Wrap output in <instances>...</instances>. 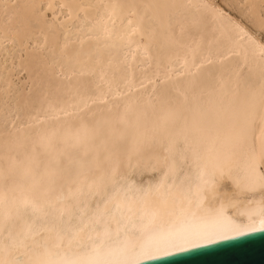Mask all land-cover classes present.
<instances>
[{"label": "snow or ice", "instance_id": "1", "mask_svg": "<svg viewBox=\"0 0 264 264\" xmlns=\"http://www.w3.org/2000/svg\"><path fill=\"white\" fill-rule=\"evenodd\" d=\"M40 7L0 0V15L11 25L42 15L36 12ZM103 7L113 16L121 9L138 16L134 31L144 18L138 8L153 10L157 22L176 9L194 10L217 44L239 58L235 76L255 67L259 81L247 83L239 107L230 112L227 135L209 140L201 127L194 145L187 122L178 124V110L170 113L175 129L147 145L132 141L124 146L125 132L114 134L108 122L41 130L44 119L29 116L17 135L19 116L6 119L0 153V264H146L264 231V42L256 39V33L264 34V0ZM9 32L17 34L6 27V37ZM212 63L205 57L194 68ZM182 66H188L187 59ZM97 70L111 88L104 68L89 71ZM188 74L196 73L190 68ZM125 84L132 90L130 82ZM237 94L234 80L233 97ZM90 102L92 97L80 95L77 108ZM257 110L262 134L254 143L250 131ZM120 123L127 127L123 119ZM25 128H35V134L25 135ZM154 144L163 149L162 157L145 155ZM133 168L158 173V178L137 184L130 177Z\"/></svg>", "mask_w": 264, "mask_h": 264}, {"label": "bare ground", "instance_id": "2", "mask_svg": "<svg viewBox=\"0 0 264 264\" xmlns=\"http://www.w3.org/2000/svg\"><path fill=\"white\" fill-rule=\"evenodd\" d=\"M15 2L44 5L43 10L47 11H51L52 4L56 2L66 19L64 17L59 22L56 15H52L51 21L47 22L46 11L39 8L36 12L42 15L27 21L14 20L11 25H6L5 18L0 15V46L6 37V27H10L17 32L16 35L9 33L19 51L16 55L6 54L4 60H8L10 66H4L0 74V153L7 131L6 119L10 121L17 116V135L19 125L27 124L29 116L44 119L41 130L59 128L64 131L74 129L81 123L94 126L97 121L102 125L108 122L114 134L125 132L126 146L132 141L147 145L174 130L177 124L171 122L170 113L178 110V124L187 122L188 135L194 145L201 137L198 131L201 127L206 129L203 135L209 140L227 135L232 124L231 110L239 107V98L245 93L249 80L253 84L259 81V69L255 67L252 72L244 68L239 77L235 76L234 69L239 58L229 56L227 50L217 44L214 34L200 24V17L194 10L176 9L174 15L170 14L166 19L162 17L157 22L151 18L153 10L138 8L137 12H143L144 18L139 20V31H134L138 16L126 15L124 9L113 16L110 9L103 7L106 4H213L209 0ZM244 2L247 0L237 1ZM73 20H77V25L70 30L68 26ZM129 20L132 21L131 25ZM256 39L264 42V34L256 35ZM28 41H31L33 48L27 45ZM205 57L212 59L213 63L195 69L194 65L201 64ZM185 59L188 66H182ZM98 67L105 69L104 80L111 82V88L100 79L99 70L95 74L89 71ZM13 68L19 74L25 73V81L18 88L12 87ZM190 68L196 73L194 76L188 74ZM178 72L184 75H178ZM234 80L238 92L235 98ZM126 81L130 82L132 90L126 86ZM121 90L126 93L125 96L117 95ZM1 95L8 101L4 102ZM80 95L92 97L93 102L87 108L83 104L77 108ZM234 99L236 103H230ZM121 119L126 122V128L120 123ZM30 133L34 135L35 128L24 129L25 135ZM261 134L257 110L250 131L254 143ZM163 154V149L155 144L151 151L145 152L146 156L162 157ZM129 173L137 184L154 182L158 178V173L143 169L133 168ZM257 232L260 231L248 234ZM219 242L222 241L216 243ZM175 254L178 253L172 255Z\"/></svg>", "mask_w": 264, "mask_h": 264}, {"label": "water", "instance_id": "3", "mask_svg": "<svg viewBox=\"0 0 264 264\" xmlns=\"http://www.w3.org/2000/svg\"><path fill=\"white\" fill-rule=\"evenodd\" d=\"M146 264H264V231L151 260Z\"/></svg>", "mask_w": 264, "mask_h": 264}, {"label": "rangeland", "instance_id": "4", "mask_svg": "<svg viewBox=\"0 0 264 264\" xmlns=\"http://www.w3.org/2000/svg\"><path fill=\"white\" fill-rule=\"evenodd\" d=\"M16 1V0H15ZM210 2H212L213 4H217V5H223L224 3H226V2H232V1H235V3H237V1H239V0H209ZM232 3H234V2H232ZM43 8H44V5H41V7H40V11H46V12H44L45 13V20L47 21V22H49V20L51 21V16L52 15H56V19L60 22L61 20H62V18H64L65 16H64V12H63V10H62V8H60L59 7V5H57L56 4V2H54V5L52 4V10L50 11V10H43ZM65 19H66V17H65ZM77 25V20H73L72 21V23L71 24H69V26H68V28L70 29V30H73L74 29V27ZM10 33L7 35V38L5 37L3 40H2V47L0 46V50L1 51H3V52H1L0 53V65H2L1 67H0V74L1 73H3V69L5 68V67H8V66H10V63H8L7 61V63L5 62V60H4V58L6 59V54H18V49L15 47V44H14V42H12V38L10 37ZM256 35H259V36H261L262 34L261 33H256ZM0 37L2 38V34L0 33ZM11 39H9V38ZM10 40V41H9ZM13 44V45H12ZM27 45L28 46H30L31 48H33L32 47V44H31V41H28V43H27ZM27 46V47H28ZM29 48V47H28ZM5 50V51H4ZM29 50H31L30 48H29ZM5 52V53H4ZM14 52V53H13ZM19 54H21L20 56H22V51H20V53ZM23 57V56H22ZM5 63V64H4ZM5 66V67H4ZM17 72V73H16ZM25 75V73L24 72H20V74L18 73V71H17V69L15 70V68H13V73H12V76H11V81H12V87L14 88L15 86H16V88H18L19 86L18 85H20L21 86V83L23 84L24 83V79H23V77H24V75ZM21 81H23V82H21ZM20 83V84H19ZM1 93V92H0ZM11 95V94H10ZM1 98L4 100V102H6V101H8L7 99H5L4 98V95H1Z\"/></svg>", "mask_w": 264, "mask_h": 264}]
</instances>
